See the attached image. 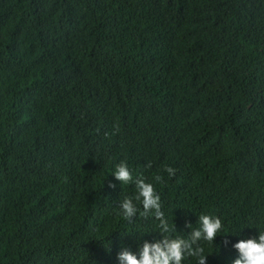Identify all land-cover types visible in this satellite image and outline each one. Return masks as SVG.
<instances>
[{
    "label": "trees",
    "instance_id": "trees-1",
    "mask_svg": "<svg viewBox=\"0 0 264 264\" xmlns=\"http://www.w3.org/2000/svg\"><path fill=\"white\" fill-rule=\"evenodd\" d=\"M121 162L169 235L220 219L206 264L264 228V0H0V264H117L158 239L139 201L120 212Z\"/></svg>",
    "mask_w": 264,
    "mask_h": 264
},
{
    "label": "clouds",
    "instance_id": "clouds-1",
    "mask_svg": "<svg viewBox=\"0 0 264 264\" xmlns=\"http://www.w3.org/2000/svg\"><path fill=\"white\" fill-rule=\"evenodd\" d=\"M169 176L174 169L165 168ZM120 183L135 185L132 197L124 196L119 202V209L124 217H131L137 212L135 201L143 206L144 213L150 210L159 221L160 237L152 241L144 240L133 252L127 248H121L116 253L117 264H182L184 258L194 257L196 264H206L208 255L204 254L199 241H211L221 229V221L218 217L201 214L196 221L197 227H192L187 237L169 235L170 227L160 211L159 197L155 194L153 185L142 177L133 178L127 165L123 162L117 164L111 174ZM156 179H160L159 176ZM188 227V225H187ZM239 236V235H237ZM235 257L231 264H264V228L257 229L254 236L238 238L232 242Z\"/></svg>",
    "mask_w": 264,
    "mask_h": 264
},
{
    "label": "bare ground",
    "instance_id": "bare-ground-1",
    "mask_svg": "<svg viewBox=\"0 0 264 264\" xmlns=\"http://www.w3.org/2000/svg\"><path fill=\"white\" fill-rule=\"evenodd\" d=\"M136 61V60H135Z\"/></svg>",
    "mask_w": 264,
    "mask_h": 264
}]
</instances>
